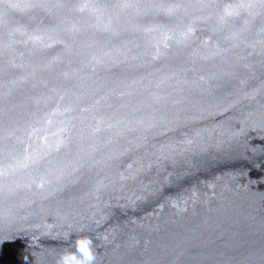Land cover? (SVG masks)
<instances>
[{
    "label": "water",
    "instance_id": "1",
    "mask_svg": "<svg viewBox=\"0 0 264 264\" xmlns=\"http://www.w3.org/2000/svg\"><path fill=\"white\" fill-rule=\"evenodd\" d=\"M264 264V0H0V264Z\"/></svg>",
    "mask_w": 264,
    "mask_h": 264
},
{
    "label": "clouds",
    "instance_id": "2",
    "mask_svg": "<svg viewBox=\"0 0 264 264\" xmlns=\"http://www.w3.org/2000/svg\"><path fill=\"white\" fill-rule=\"evenodd\" d=\"M94 241L90 237H80L74 241L72 250L68 248L59 254L56 264H95Z\"/></svg>",
    "mask_w": 264,
    "mask_h": 264
}]
</instances>
